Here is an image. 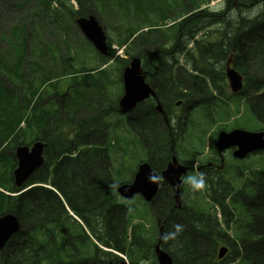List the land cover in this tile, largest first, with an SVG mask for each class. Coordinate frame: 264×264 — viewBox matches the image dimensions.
Masks as SVG:
<instances>
[{
    "label": "trees",
    "instance_id": "16d2710c",
    "mask_svg": "<svg viewBox=\"0 0 264 264\" xmlns=\"http://www.w3.org/2000/svg\"><path fill=\"white\" fill-rule=\"evenodd\" d=\"M28 1L31 0H26L25 3ZM54 1H42L46 11L51 9V4ZM159 1L162 3V0ZM187 1L189 4L193 0ZM201 1L208 3L209 0ZM77 2L79 4L77 11H73L71 8L69 9L72 11H69L64 4L65 17L70 21V19L76 20L79 17L95 16L103 23V28L109 36L120 34L121 37L129 38V41L119 43L120 47L125 44L128 50L132 45L135 48L134 44L138 37L142 40L147 34L157 33L161 34L162 38L173 40V42H178L177 39L184 35L187 38L184 41L188 44L190 40L195 41L194 48L185 51L187 54L183 58V66H179L180 60H178L172 63L170 68L168 65L159 64L152 74L146 71L149 73L148 81L164 111L162 114L157 113L155 101L153 103L148 101L138 108L137 112L141 114V119L135 131L130 132V135L138 140V143L133 141L135 143L133 147L129 143H125L127 132L121 130L124 129V124L127 129H130L129 125L133 126L134 124L131 120H118L117 123L109 127L110 129L107 128L106 135H102L101 132L96 133L95 138H98L99 141H88L91 136L86 134L84 127L89 125L84 123L88 119L75 115L71 117L77 110L71 113L67 110L68 113H66L76 122L64 117L65 113H63L62 120L56 123L57 129L62 124L65 126L63 121L71 123V126H65L69 130H64V133L57 135L56 140L53 141L47 113L41 112L35 107L37 106L35 97L40 91H36V87L30 82H23L18 77L19 66L26 54L25 44L28 39L26 34H23L19 45L12 41L13 50L11 52L0 54L4 60L3 62L0 58L1 72L4 73L3 77L0 76V216L13 214L21 224V231L1 251L0 264H104L100 256L101 250L97 248V244L117 250L124 247L123 243L126 239L123 241L122 235L120 237L117 235L119 226L131 228L133 224L128 215L129 210L120 204L118 199L121 178L113 180L105 176L108 164L105 167L101 164L98 165V169L103 167L102 177L97 170L95 171L93 167L89 166L88 161L93 163L96 159L91 149H103L106 160L111 158L117 162L119 154H122L124 159L121 163L118 162V166L122 167L124 162L133 156L136 146L139 148L140 145V149L143 148V151L148 153L147 160L145 159L143 162L150 163L157 173L163 172L174 156L185 164L188 160H195L194 154H196L198 146L199 150L203 152L205 140L201 132L208 133L210 128L219 123L220 119L231 118L232 111L228 101L235 97L239 99L245 97L244 107L251 115L252 120H256L258 123L257 129L249 130L264 131V0L260 2L254 0L251 5L248 4V7L243 6V0L233 2V5L230 2L231 9L229 11L232 14L229 15V11L228 14H221L223 20L227 21L225 31L230 28L229 31L224 33L223 37L220 36L218 42L208 43L204 39H196L194 34L201 33V30L191 27L192 32H190V27L182 29L184 23L180 24V27L166 30L151 21L159 13L174 15L170 9L163 12L162 8L153 7L151 0H77ZM167 2L169 1L167 0ZM170 3L171 8H175L172 5L184 8L182 0H173ZM187 4L185 0V6ZM234 4L243 10L234 9ZM257 4H261L263 8L252 18L254 14H250L251 11L246 10ZM183 11L190 12V9L187 8ZM228 15L233 19H228ZM219 17L203 10L202 15L196 19L194 27H209ZM120 18H123V24ZM59 19L60 17L56 16L55 22L58 23ZM19 25H23L24 29L27 28L23 23H19ZM17 26L15 25L11 29L12 38L9 40H19L20 33L23 32L21 29L16 30ZM145 29L147 31H144ZM193 31L194 34H192ZM38 49L43 52L41 47ZM232 52L235 58L234 68L245 78L243 92L237 96L228 95L226 89V62ZM131 55L127 53L128 57ZM69 56L70 68L74 73L56 67L53 69L54 77H50L47 70L43 69L44 77L39 86L45 90L48 86L57 85L65 74L71 76L80 88L73 95L76 99L86 100L89 97L95 98L97 95V100L95 99L93 102L98 104L102 103L105 98L109 99L111 89L116 86L118 81H112L106 69L98 70L96 77L85 75L82 81H79V76L90 73L92 70L75 69L72 55ZM98 56L104 66L112 60L101 55ZM114 56L115 54H112L113 58ZM131 60L117 58L114 66H110V69L120 75L119 81H122L123 70L129 66ZM144 63L148 66L150 59L146 58ZM33 65L35 69L31 72L38 76L36 73L42 69V66H39L38 63ZM250 66H256V68ZM106 76L109 80L103 86L104 90L99 91L100 95L93 89H83L84 86H88L87 81L93 84ZM174 76L176 77L174 78ZM174 81L176 89L173 88ZM159 82H162L161 85L157 84ZM59 90L57 88L56 92L61 94L62 91L59 92ZM185 91H188L189 99L193 100L188 102L187 106L193 105V102H200L196 108L199 111L201 109V114H204L201 126L181 127V112L187 111V108L184 105L179 107L178 103L183 99L182 95H186ZM215 93L219 98L210 102V97H213ZM63 102L65 103L57 105L58 110L69 104L65 100ZM93 102L87 105L90 110L96 109L91 105ZM87 106L82 107L87 108ZM42 107V104L39 105V108ZM210 107L211 110H209ZM176 108L179 109L177 116L174 117L173 113ZM171 118L175 119V123L178 125L167 130L166 122L171 125ZM189 118L199 120L197 117ZM160 122L164 126L163 130L158 128ZM108 130L113 134L110 137L107 136ZM181 137L185 142L188 137V143L191 142V138L197 137L198 140L193 143V146L186 148ZM36 140L47 143L45 166L27 181L24 188L19 189L13 180L14 160L11 159V163L5 164L2 158L12 157L13 151L17 147L22 146L23 143L31 145ZM15 145H17L16 148ZM123 146L127 152L122 148ZM82 147L85 149L81 150ZM259 153L264 154V151ZM259 153L255 155H259ZM96 156L99 154L96 153ZM110 164L113 169H117V165ZM193 164L190 162L191 166ZM165 167L166 169H164ZM124 170L123 166L120 177L125 174ZM244 170L246 171V169ZM244 170L237 174L238 180L244 178ZM250 171L249 177L244 180V184L239 190L224 171L218 175L214 188L208 187L203 195L198 194V196H202L199 200L200 203L198 196L191 198L184 194L180 213L182 216L189 215L191 218L188 220L189 226L182 224L184 231L174 241L179 245L178 248H173L177 253L173 252L172 247L161 245V248L172 257L174 264H264V168ZM38 185H47L51 188H43ZM31 186L34 187L28 189ZM82 191L87 197L82 194ZM159 195L160 193H158L156 201H158ZM208 202L212 207L207 211ZM157 203L154 208L159 215L162 213L161 205L164 207L165 203L163 201ZM167 203L169 208L175 207L174 199H167ZM99 204L103 206L102 212H99L101 210ZM68 208L80 221L70 214ZM215 209H217V213H214ZM96 219L99 222L97 221L95 225L100 226L107 222L108 229H94L91 221ZM124 223L126 224L124 225ZM84 224L87 230L84 229ZM232 224L234 225V236L229 233ZM116 225L119 226L114 229ZM173 225H169L170 228L166 232L174 230ZM191 229L197 231V237L192 234ZM166 232L164 231L162 235ZM149 243L151 244L150 241ZM223 244L228 248V255L219 260V249ZM188 256L195 258L196 261L188 260Z\"/></svg>",
    "mask_w": 264,
    "mask_h": 264
},
{
    "label": "rangeland",
    "instance_id": "374dc122",
    "mask_svg": "<svg viewBox=\"0 0 264 264\" xmlns=\"http://www.w3.org/2000/svg\"><path fill=\"white\" fill-rule=\"evenodd\" d=\"M25 1L26 0H0V54L4 52H11V50H13L11 44L12 41L16 42L17 45H19L21 43V38L23 34H26V36L28 37L25 44L26 54H25V58H23L22 64L19 66L18 77L21 78L23 82L25 81L26 83L30 82L32 85H34V87H36L35 89L36 91H40L39 94L35 97L36 99L35 102L37 105L35 107L37 110L47 113V120H49L51 138L53 139V141L56 140L57 135L63 134L64 130H68L65 126H71V123H67L66 121H63L65 126H63L62 124L60 128L57 129L56 123L59 122V120L60 121L62 120L63 113H65L64 117H67L73 122H76L74 118L71 119L70 115H67L66 113H68L67 110H69L70 113L77 110L74 114L71 115V117L75 115V116H82L83 118L88 119V121L87 120L84 121L85 124H89L87 126H84L86 134L88 136H91V138L88 141H95V140L99 141L98 138H95L97 136L96 133L101 132L102 135H105L107 128L115 124L117 120H121V121L131 120L134 123L133 126L129 125V128L131 130L126 128L125 126L126 124H124V129L121 130L123 132H127V138H125L124 140L125 143H129L131 147H133L135 143H138V140L132 137L130 135L131 134L130 132L132 130L135 131L136 126L139 125L141 114L137 112L138 108L134 109L131 112H127V113L123 112L122 107H120V101L124 94L123 74L121 76L123 81H119L120 75L114 72L112 69H110V67H105L102 64V61L100 60L98 55L113 59L110 62L111 67H113L115 64V60L112 57V54H115L116 58H117L116 55H121L118 58L129 59V61L132 58L140 60L143 74L146 76L145 82L149 86L150 83L148 81V76H149L148 72L152 74L153 71L157 69L159 64L168 65V67L170 68L172 66V63L178 60H180L179 66L184 65L183 58L185 57V54H187L185 51L191 50L192 47L194 46V44L192 43H194L195 41L190 40L188 44L187 42L184 41L187 40L186 36L181 35L180 39H177L178 42H173V40L162 38L161 34L152 33L151 35L147 34L145 38L142 40H140L141 38L139 39L138 37L137 42H135V44L133 43L135 48L132 45L131 48L128 50L127 49L128 47L125 44H123V47L118 46L120 45L119 43L122 44L123 41H129V38H127V36L121 37L119 36L120 34L109 36L107 31L104 29L106 35L108 36V40H107L108 56H106L101 54L96 49V47H94V45H92L90 42L87 41V39L81 33L78 25L74 20L69 21L65 17L63 13L64 3H67V7L69 8L70 4L68 3V1H72V0H55L51 4V9L47 11L45 9V6L43 5L42 2L43 0H31L28 1L27 3H25ZM151 1L153 3L152 4L153 7L162 8L163 12H166L168 9H170L174 13V15L171 13L166 15H164L165 13L162 14L159 13V15L153 17L151 20L154 23H157L159 26H161V28H164L166 30L175 27H180L179 25L184 23L182 24L183 26L182 29L186 27H190V28L192 27L195 30H201L202 31L201 33L196 32L194 34L193 31L192 34H194L197 37L196 38L197 40L204 39V41L208 43V42H218L220 36L223 37L224 33L228 32L230 29L228 28L225 31V25L227 21L223 20L222 17L224 15L223 13H225L226 10L228 9L227 0H209L208 3H204L201 0H193L189 4H187L188 1L186 0V4H187L186 6H185V0H182L184 1V4L182 5L184 6V8H180V6H176V5H172L175 8H171L170 1L173 0H168L169 2H167V0H162V3L159 0H151ZM253 1L254 0H243L242 3L244 7H248L249 5H251V3H253ZM255 1L260 2L262 0H255ZM74 3L75 6L73 7L77 9V7L79 6L77 0H74ZM193 5H197V6L195 7ZM232 5H233V1H232ZM187 8L190 9V12L185 13L183 10ZM262 8L263 7L261 4H257L255 7L247 9L246 11H251L250 14H254L252 16L253 18L255 17V14L259 13L262 10ZM203 10L207 11L209 14L217 15L220 17L209 27L196 28L194 27V23L196 19L202 15ZM56 16L60 17L58 23L55 22ZM120 20L122 21L121 23L123 24L124 22L123 18H120ZM19 23L25 24L27 28L26 29L22 28L23 25H19ZM100 24L102 25V27H104L103 23L100 22ZM15 25H18L16 30L21 29L23 33H20L19 40H9L12 38L11 29ZM192 28L190 32H192ZM144 31H147V29H145ZM189 45L191 49L189 48ZM38 47H41L44 53L40 51ZM127 53L132 54L131 57H128ZM69 55H72L71 57L75 64V69L92 70L90 73H85L81 76L78 75L79 77L78 76L77 77L79 81H82V78L85 75L87 76L94 75V77H96L98 75V72L102 69L107 70L108 75L110 76V79L112 81H118L116 83V86L112 87L111 95L109 99L105 98L106 100L103 99L102 103L99 104L93 102L95 99L97 100L98 98L97 95H95V98L89 97L86 100L76 99L75 97H73V95L78 90H80V88L78 85H76V81L72 79L71 76L65 74L63 79L59 81L57 85L54 84L53 86H48L49 89L47 87L45 90H43L39 86V84L42 82L41 79L44 77V73L42 72L43 69L47 70V72L50 74V77H54L53 69H55L56 67H58L61 70L64 69L66 72L69 71L71 73H74V71L70 68L71 61L68 59L70 57ZM146 58L148 60L150 59V63L148 66H146V64L144 63V61H146ZM1 60L4 62L2 58ZM34 63H38L39 66H42V69L38 70L36 73L38 76H36L31 72L33 69H35L33 65ZM144 65H145V70H144ZM127 67L124 68L123 73ZM250 67L256 68V66H250ZM1 70L2 69L0 68V76L3 77L4 73H2ZM175 77L176 76H174V78ZM108 80L109 78L108 76H106L102 80L97 81L96 83H93V81H91L93 84L87 81L86 84L88 86H84L83 89L84 88H86L87 90L93 89L98 93V95H100L99 91L104 90L103 86ZM226 82H227L226 89L228 91V81ZM57 88L60 89L59 92L62 91L61 94H58L56 92ZM173 88L176 89L175 81ZM47 94H49V96H47ZM228 95H231L229 91H228ZM63 100H65L69 104H67L65 108L62 107L61 109L58 110L57 105L64 104L65 102H63ZM59 101H62V103H59ZM91 102H93L91 105L94 106L96 109L90 110V108H88L87 105H89ZM228 102L230 103V107H231L230 109L232 111L231 118H228L227 120L220 119L219 123L215 127L210 128L208 133H202L200 131L202 136L204 135L203 139L205 140L204 141L205 147L203 148V152L207 153L208 155L214 154L213 149L215 147V137L218 135L219 131L231 130L235 127H243L247 131H252L249 129L258 128L257 121L252 120L251 115L249 114V112L246 111L244 107L245 97L241 99L235 97ZM41 104L43 105V107L39 108V105ZM82 106H87V108ZM53 108H54V114H53ZM178 109L179 108H176V111L173 113L174 117L177 116ZM195 113L199 114L197 117L199 120L203 118L201 114V109L200 111L196 110ZM91 114L94 115L89 116ZM46 133L48 134V132ZM180 139L183 141L184 146L186 148L193 146L192 142L194 143L195 141L198 140L197 137L191 138L192 142L188 143L187 142L189 141L188 137L186 138V142L184 141L183 137H181ZM25 144L26 143H23L21 147H27V146L29 147L30 145V143H27L28 144L27 146ZM14 147L16 148L17 145H15ZM122 148L125 149V146H123ZM118 151H121V149H118ZM16 152H17V148L13 151V156L10 154V156L12 157L2 158L4 159L5 164L9 162L11 163L12 160H14V164H15V167L13 169L14 171L18 168V164H19V159L17 158ZM136 153L137 155H135ZM147 154H148L147 151L146 152L143 151V148L140 149V145L139 148L136 146V150H133V156L127 159L124 162V165H122V167L120 165L118 166V162L121 163L122 160L124 159V156H122V154H119V161L115 164L117 165V169H115L114 172L110 173V178L113 180L116 179L119 180L121 178L120 180L121 184L130 182L132 177L135 175V169H137V167L143 161H145V159L147 160V156H148ZM95 158H98V160L101 162L100 164L103 167H105V165L107 166L106 158L103 155L101 156L95 155ZM225 159H226V167L224 171L227 172L228 177L233 181V184L237 187L238 190L243 186L244 180L247 178L245 176L249 177L250 170L254 171L257 169L259 170L261 168L262 169L264 168V154H260V153L259 155H253L249 157L242 163L235 162L233 158L230 157H225ZM218 165H220V163H218ZM123 166L125 169L124 170L125 174L122 177H120ZM244 169H246V171ZM242 170L245 171L244 178L238 180L237 174H239V171ZM38 186H41L43 188H50L47 185H38ZM33 187L34 186H31L28 189H31ZM186 191H187V195L190 196V192L187 185H186ZM203 193H199V194L203 195ZM82 194L85 195L83 191ZM190 197L192 198V196ZM201 198L202 196H198L199 203H200L199 200ZM118 199L120 200V204L124 205L127 209L131 210V212L128 214L133 224L131 228H129L128 226L121 227L119 225H116V227L114 228L116 229L119 226L117 235L119 237L122 235L123 241L126 239L125 243L123 244L126 245V252L129 253L128 256L132 258L134 264H159L155 246L158 240L161 239L160 236L162 235L163 232L160 233V230L156 226V221L151 215V212L155 213L156 210L154 211L153 208H151L148 205V203L140 196H136V198H134L130 202L123 200L121 197H118ZM187 200L189 199L187 198ZM90 205L93 206L92 203H90ZM99 207L101 208L99 212H102L103 206L99 204ZM161 207L164 208L162 205ZM211 207L212 205L209 203L207 211L211 209ZM214 213H217V209H215ZM183 217L187 221L191 218L189 215H185ZM75 219L79 221V218L75 217ZM97 221L99 222L98 219L91 221L94 229L96 228L100 230L108 229L107 222H104L99 226V225H95ZM125 224L126 223H124V225ZM233 226L234 225L232 224L229 230L231 236H234ZM84 229L87 230V228ZM110 229L111 228L109 227V230ZM191 230L193 231L192 234L197 237V231L194 229ZM187 232L189 231L187 230ZM149 241L151 242V244L149 243ZM161 245L163 247L165 246L172 247V250L174 247L178 248L179 246L178 243H174V241H169L168 243H164L162 241ZM173 252L177 253L176 250H173ZM112 256H114V254H111V257ZM101 258H104V256ZM187 259L194 262L196 261L195 258H190L189 256L187 257ZM126 260L129 261L128 258Z\"/></svg>",
    "mask_w": 264,
    "mask_h": 264
},
{
    "label": "water",
    "instance_id": "95a60500",
    "mask_svg": "<svg viewBox=\"0 0 264 264\" xmlns=\"http://www.w3.org/2000/svg\"><path fill=\"white\" fill-rule=\"evenodd\" d=\"M81 31L94 47L103 55H108L107 36L104 29L95 16L88 19L82 18L78 21ZM231 61L228 63V78L230 88L234 93L243 86V78L231 67ZM124 95L120 101V107L124 113L133 111L139 104L143 103L151 96L155 97L154 90L146 84V76L141 68V61L133 59L130 66L123 74ZM162 111V107H159ZM46 143L37 142L32 147L17 148V158L19 159L18 168L13 172L14 181L17 188H22L26 182L38 171L45 163L44 151ZM239 147L235 153L237 158H243L248 152L264 149V134H253L245 131H234L230 134L222 133L218 148L220 151L230 147ZM149 169L155 172L149 163H143L138 169V173L132 183L123 184L118 188L119 195L125 200H132L138 195H142L146 202H151L157 195L161 182L151 184L147 180ZM188 168L180 166L174 160L169 168L163 172V180L173 189H177L175 201L176 207L181 208V186L180 177L187 174ZM156 173V172H155ZM21 231V224L18 218L13 214L0 216V252L6 248L16 234ZM228 252L227 248H222L219 252V259H223ZM156 253L159 264H174L172 257L163 251L160 242L156 245ZM114 264V263H110ZM125 264V263H118Z\"/></svg>",
    "mask_w": 264,
    "mask_h": 264
},
{
    "label": "flooded vegetation",
    "instance_id": "af4514ba",
    "mask_svg": "<svg viewBox=\"0 0 264 264\" xmlns=\"http://www.w3.org/2000/svg\"><path fill=\"white\" fill-rule=\"evenodd\" d=\"M232 1L233 2H237L238 0H227L228 9L226 10L225 14L231 9L230 2H232ZM234 6H235L234 9L243 10V8L237 7V4H234ZM231 14H232V12L229 11V15H231ZM228 19L231 20L233 18L231 16H229ZM161 83L162 82H159L157 84L161 85ZM185 93H186V95H182L183 99L180 101L181 104L180 105L178 104L179 107L184 105L187 108V111L181 112V119H180L181 120V124H182L181 127L184 128V127L189 126V125H191L192 127L201 126V124L203 122L204 114H202L203 118H201L200 120L190 119L189 118V117H198L199 114H196L195 111L197 110L196 105L200 104V102H198V101L197 102H193L194 103L193 105L187 106L186 104L188 102H192L193 100L189 99L188 91H185ZM210 98H211L210 102H212L216 98H219V96L215 93L214 96L210 97ZM153 101L154 100H152V103H153ZM211 109L212 108L210 107L209 110H211ZM149 117H150V113H149ZM166 123H167V126H168V127H166L167 130L169 128H171V127L175 128L176 125H178V124L175 123L174 119H172V124L171 125L168 122H166ZM183 125H185V126H183ZM158 128H160L161 130L164 129V126H163V124L161 122H160ZM183 150H184V148H183ZM91 151L93 153V156H95L96 153H98L99 156H101V155L104 156V150L103 149H97V150L96 149H91ZM215 151L216 152L214 154H209L208 155L207 153L201 152L199 150V146H198L196 148V154H194L195 160H193V161L192 160H188V162L185 163V164L181 163L178 160V163L181 164L182 166H185L186 168H188L187 174L192 173L193 171H203V172H205L206 173L208 187L214 188V185L217 182L218 175L223 173L224 170H225V167H226V159H225V157L233 158V160L235 162H238V163H241V162L245 161V160L238 161V160L235 159V157H234L235 149H230L228 151L219 153L217 151V149L215 148ZM196 155H198V156H196ZM197 158H199V167L197 169H194L193 165L192 166L190 165V162L196 163ZM94 161L95 162L92 163L89 160L88 164H89V166L93 167V169H95V171L97 170L98 174L102 177V173L103 172H101V171L103 170V167L101 166L98 169V165L101 162L98 160V158L94 159ZM106 161H107L108 166L105 169V174H106L105 176H108L110 178V173L115 171V169L112 168L110 163L116 164L117 161H115V160H113L111 158H109ZM171 162H173V160H171ZM170 163L166 167H168L170 165ZM218 163H220V165H218ZM166 167L164 169H166ZM163 172H160V173L156 172V174L161 176V174ZM135 175H136V173H135ZM135 175L133 177V180L135 178ZM176 190L177 189H173L169 184L167 185L162 180L156 197L154 198V200L151 203L148 204L155 211L154 205H156V203L158 201L159 202L157 204L161 203L162 201L165 203L164 208H162V213L161 214L158 215V213L156 211H155V213L151 212V215L155 219L156 226L160 230V233H162L164 231L166 232L170 228V226L173 225V224H183V225L189 226L188 221L184 219V217L180 213V210H177L175 207L169 208V206L167 205L168 204L167 203V199H171V200L174 199V201H175ZM181 191H182V198H183L184 194L187 193L186 185L182 184ZM158 193H160V195H159L158 201H156ZM198 194L199 193H197V194L190 193V196L197 197ZM102 195H103V193H102ZM85 196L87 197V195H85ZM100 197H101V195H100ZM140 197H142V196H140ZM114 214H116V212H114ZM84 226H85V224H84ZM208 244H209V242H208ZM97 246H98L97 248H99L101 250L100 256L101 257L104 256V258H102L103 259L102 261L104 262V264H110V263H114V264H118V263L134 264L132 258L128 256L129 253L126 252V245H123L124 247H122V249H119V250L114 249V248H110L109 246L107 247V246H104V245H101V244H97ZM110 253L114 254V256L111 257ZM127 258L129 259V261L126 260Z\"/></svg>",
    "mask_w": 264,
    "mask_h": 264
},
{
    "label": "clouds",
    "instance_id": "9594fccd",
    "mask_svg": "<svg viewBox=\"0 0 264 264\" xmlns=\"http://www.w3.org/2000/svg\"><path fill=\"white\" fill-rule=\"evenodd\" d=\"M199 167V158H197L196 163L193 164V168L197 169ZM164 178L162 176L157 175L151 169H149V173L147 176V180L151 184L158 185ZM180 182L183 185H187L189 192L192 194L203 193L207 190V178L206 173L203 171H193L192 173L182 175L180 177ZM116 187V186H110ZM172 231L166 232L161 236V240L164 243H168L169 241H175L184 231V226L182 224H174Z\"/></svg>",
    "mask_w": 264,
    "mask_h": 264
},
{
    "label": "bare ground",
    "instance_id": "6f19581e",
    "mask_svg": "<svg viewBox=\"0 0 264 264\" xmlns=\"http://www.w3.org/2000/svg\"><path fill=\"white\" fill-rule=\"evenodd\" d=\"M234 54L232 53L231 55H230V57L228 58V61L226 62V77H227V81H228V91L231 93V95L232 96H237V95H240L242 92H243V89H244V82H245V78H244V76H242L241 74H239L238 73V71H236L235 70V68H234ZM231 61V65H230V67L233 69V70H235L240 76H242V78H243V81H242V84H243V86H240L239 88H238V92L237 93H234L232 90H231V88H230V80H229V78H228V63ZM156 94V93H155ZM153 100L155 101V103H156V111L158 112V113H160V114H162L163 113V106L160 104V102L157 100V95L155 96V97H153ZM179 105L181 104L180 102L178 103ZM178 105V106H179ZM162 107V111H160L159 110V107ZM245 131V132H248V133H253V134H264V131H258V132H253V131H247V130H245V129H243V128H237V127H235V128H233V129H231V130H223V131H219V133H218V135L215 137V147H214V153L216 152L215 151V148L217 149V151L219 152V153H222V152H225V151H228V150H230V149H235V153L237 152V151H239L240 149H239V147L238 146H235V147H230V148H228V149H225V150H223V151H220L219 150V148H218V145H219V141H220V136H221V134L222 133H227V134H230V133H232V132H234V131ZM192 142V141H191ZM192 144H193V142H192ZM261 151H264V149H261V150H256V151H251V152H248L243 158H237L236 156H235V153H234V157H235V159L236 160H238V161H242V160H246V159H248L249 157H251V156H253V155H255L256 153H259V152H261ZM204 153V152H203ZM172 160L174 161V160H176L177 161V163H178V158L177 157H173L172 158ZM144 163H147V162H144ZM172 163V162H171ZM170 163V164H171ZM242 163V162H241ZM179 164V163H178ZM180 166H182L181 164H179ZM185 167V166H184ZM169 168V166L167 167V169ZM166 169V170H167ZM165 170V171H166ZM164 171V172H165ZM188 172V171H187ZM137 173H138V171H137ZM163 174V173H162ZM162 174H161V176H162ZM245 177H248V176H245ZM164 181V180H163ZM165 182V181H164ZM167 185H168V183L167 182H165ZM181 187H182V184H181V186H180V188H179V191H180V194H181V208H177L176 207V205H177V203H176V201H174L175 202V208L177 209V210H181L182 209V207H183V198H182V191H181ZM176 192H177V190H176ZM187 194V193H186ZM175 196H176V194H175ZM153 201V200H152ZM209 203V202H208ZM161 238V237H160ZM160 242V247H161V239L160 240H158V243ZM157 243V244H158ZM222 248H227L224 244L223 245H221L220 246V249H219V252H220V250L222 249ZM162 249V248H161ZM228 249V248H227ZM163 250V249H162ZM164 251V250H163ZM167 253V252H166ZM228 253V252H227ZM168 254V253H167ZM227 255V254H226ZM226 257V256H225ZM224 257V258H225ZM218 258H219V255H218ZM223 258V259H224ZM219 260H222V259H219ZM173 263H174V260H173Z\"/></svg>",
    "mask_w": 264,
    "mask_h": 264
}]
</instances>
